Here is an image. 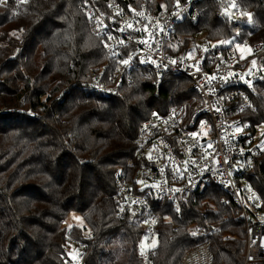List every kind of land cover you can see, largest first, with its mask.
Listing matches in <instances>:
<instances>
[{
	"label": "trees",
	"instance_id": "1",
	"mask_svg": "<svg viewBox=\"0 0 264 264\" xmlns=\"http://www.w3.org/2000/svg\"><path fill=\"white\" fill-rule=\"evenodd\" d=\"M80 1L0 0V264H65L63 222L70 212L85 223L73 226L74 234L91 233L83 264H143L137 251L144 227L116 216L114 174L140 166V124L194 93L186 76L168 74L153 86L138 72L117 94L84 92L80 86L88 71L108 55L90 31ZM201 5L198 26L177 23L179 53H186L197 31L206 29L213 42L235 32L228 19L216 16L213 0ZM236 5L251 14L239 38L264 40V0ZM254 102L243 117L252 126L264 124V81ZM250 180L264 210V150ZM223 194L209 184L179 213L168 203L157 205L165 214L154 264H180L186 250L206 241L215 264H243L245 223L234 218V203L222 204ZM223 234L231 238L222 239Z\"/></svg>",
	"mask_w": 264,
	"mask_h": 264
},
{
	"label": "built area",
	"instance_id": "2",
	"mask_svg": "<svg viewBox=\"0 0 264 264\" xmlns=\"http://www.w3.org/2000/svg\"><path fill=\"white\" fill-rule=\"evenodd\" d=\"M201 1L171 0L161 6L156 0L79 3L90 31L102 39L108 55L105 63L88 71L80 86L84 92L117 94L138 72L153 86L168 74L186 76L194 93L140 124L136 136L140 166L130 173L118 168L114 174L111 198L116 216L144 227L137 251L143 264H154L152 242L165 214L157 205L168 203L179 213L209 184L225 192L222 204L234 203L238 208L234 218L245 223L243 264L264 259V210L250 180L264 150V124L252 126L243 117L244 111L254 108L257 85L264 81V40L241 41L250 48L249 55L241 56L234 48L211 41L203 29L193 33L185 54L177 52V23L185 20L198 26L204 11ZM213 1L216 16L228 19L236 32L250 25L251 14L237 9V0ZM255 61L261 65H252ZM212 230L219 232L220 227ZM89 238L88 231L78 236L73 226L66 227L65 264L84 262ZM180 264H215L209 243L186 250Z\"/></svg>",
	"mask_w": 264,
	"mask_h": 264
},
{
	"label": "rangeland",
	"instance_id": "3",
	"mask_svg": "<svg viewBox=\"0 0 264 264\" xmlns=\"http://www.w3.org/2000/svg\"><path fill=\"white\" fill-rule=\"evenodd\" d=\"M202 38H203V34H201V36H199L198 39H202ZM241 41H244V40H241L239 38V33L235 31L230 37L217 40L216 43H221L224 46H230V47L234 48L237 51V53L240 54L241 56H247L250 54V48H246L241 43ZM198 45L201 46L199 43H198ZM251 64L254 66L261 65L259 63V61L251 62ZM63 223H64V226H66V227H71V226L82 227L85 224L82 216L76 212H70ZM156 243H157L156 239H153L152 244L156 245Z\"/></svg>",
	"mask_w": 264,
	"mask_h": 264
},
{
	"label": "snow or ice",
	"instance_id": "4",
	"mask_svg": "<svg viewBox=\"0 0 264 264\" xmlns=\"http://www.w3.org/2000/svg\"><path fill=\"white\" fill-rule=\"evenodd\" d=\"M125 63H127V61H125Z\"/></svg>",
	"mask_w": 264,
	"mask_h": 264
},
{
	"label": "water",
	"instance_id": "5",
	"mask_svg": "<svg viewBox=\"0 0 264 264\" xmlns=\"http://www.w3.org/2000/svg\"><path fill=\"white\" fill-rule=\"evenodd\" d=\"M83 264V263H82Z\"/></svg>",
	"mask_w": 264,
	"mask_h": 264
}]
</instances>
